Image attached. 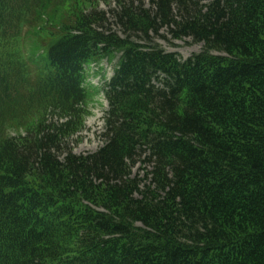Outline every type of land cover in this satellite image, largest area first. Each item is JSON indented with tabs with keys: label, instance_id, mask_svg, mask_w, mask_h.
Masks as SVG:
<instances>
[{
	"label": "trees",
	"instance_id": "1",
	"mask_svg": "<svg viewBox=\"0 0 264 264\" xmlns=\"http://www.w3.org/2000/svg\"><path fill=\"white\" fill-rule=\"evenodd\" d=\"M116 2L142 44L75 13L47 48L38 85L61 124L8 136L23 66L0 57V264H264V0ZM160 28L202 52L178 59L151 42ZM111 52L102 145L75 154L83 65Z\"/></svg>",
	"mask_w": 264,
	"mask_h": 264
},
{
	"label": "rangeland",
	"instance_id": "2",
	"mask_svg": "<svg viewBox=\"0 0 264 264\" xmlns=\"http://www.w3.org/2000/svg\"><path fill=\"white\" fill-rule=\"evenodd\" d=\"M90 1L96 5L76 4L75 0H15L14 11L18 14L19 21L15 30L0 38V57L18 59L23 66L20 67L18 80H14L17 84L14 87V95L10 98L11 103H7L8 110L4 112L6 119L3 124L8 136H14L16 133L23 135L27 128L36 124L50 127L52 124L65 122L66 118L57 110L54 101L42 94L38 79L46 61L48 46L56 39L58 31L71 27L76 19L75 13L83 14L87 19L91 14H96L100 19L99 23L96 22L97 26L101 27L98 31L105 30L106 33L115 34L120 38L129 36L130 40L140 44L145 41L140 32H129L117 23L114 17L119 8L116 0ZM135 1H142L143 8L148 9L149 0ZM61 22L65 27L59 24ZM96 23H92V28H97ZM70 31L76 32L73 29ZM149 37L152 43L167 52L175 53L180 60L203 50V45L191 38L172 39L168 28H160L157 34L151 30ZM118 58V53H111L106 57L90 60L84 65L83 88L87 99L82 109L88 114L84 119L82 131L69 137L68 147H71L75 154L91 153L102 145L100 135L107 110L104 99L105 84L112 77Z\"/></svg>",
	"mask_w": 264,
	"mask_h": 264
}]
</instances>
